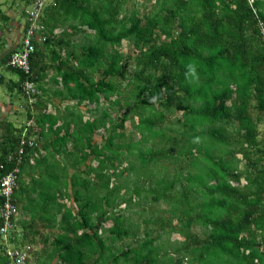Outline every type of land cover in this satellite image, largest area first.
<instances>
[{"label":"trees","instance_id":"trees-1","mask_svg":"<svg viewBox=\"0 0 264 264\" xmlns=\"http://www.w3.org/2000/svg\"><path fill=\"white\" fill-rule=\"evenodd\" d=\"M127 2L52 0L30 73L7 64L12 50L3 57L17 79L0 74V85L25 120L1 121L0 177L22 136L35 143L12 194L17 215L35 209L14 245L41 242L37 264H264V0H154L147 12ZM50 69L66 100L53 112L40 83ZM24 79L40 90L35 102ZM113 107L127 110L115 120ZM129 117L136 141L125 138ZM123 148L137 164L116 163ZM139 202L142 235L125 215ZM32 224L39 240L27 238Z\"/></svg>","mask_w":264,"mask_h":264},{"label":"built area","instance_id":"built-area-1","mask_svg":"<svg viewBox=\"0 0 264 264\" xmlns=\"http://www.w3.org/2000/svg\"><path fill=\"white\" fill-rule=\"evenodd\" d=\"M52 0H34L31 5L26 8V22H28L26 28L23 27L21 40L19 46L12 50L7 64L13 68L23 71L25 74L30 73V56L34 50L35 40H44L45 35L41 34L43 25L40 23V16L43 9ZM261 33L264 35V28L261 29ZM22 91L29 97V102H35L37 95L40 93L35 82L30 79H24L21 83ZM33 123L32 120L27 122L28 125ZM35 145L34 141L30 138L22 136L16 152L13 155V160L16 164L8 173L0 177V197L2 199L0 203V239L4 244V255L8 258V264H29L31 246L25 245L22 247H16L12 245L10 241V234L16 230V215L18 208L13 200L12 194L17 186L20 167L23 160L26 147Z\"/></svg>","mask_w":264,"mask_h":264},{"label":"rangeland","instance_id":"rangeland-1","mask_svg":"<svg viewBox=\"0 0 264 264\" xmlns=\"http://www.w3.org/2000/svg\"><path fill=\"white\" fill-rule=\"evenodd\" d=\"M30 4V3H29ZM28 5H25V3L23 1L20 0H0V10H1V15H0V36L2 35L3 37H11V38H15L16 34L21 31V29L23 30V27H25V22L26 20V11L25 9L28 8ZM154 5V0H128L127 2V10L129 11V9L132 8H136L140 11L143 12H147L150 10V7ZM120 50L123 52H132V46L130 44L127 43V41L123 40L122 44L120 46ZM0 74L4 75L6 79H17V73L4 67V68H0ZM6 96H11L9 94V90L7 89V87H5L4 85L0 86V102H8V99L6 98ZM12 97H14V95H12ZM11 101V100H10ZM15 101V100H14ZM104 106H107L106 103H104ZM90 108H92V106H89ZM14 109H18V111L20 113H23L22 108L20 109V107L18 105H15L13 107ZM101 109H98L95 111L94 114H91L92 116L97 115L100 112ZM111 112V116L115 119L118 120V117L123 113V111L127 110V107H121V108H117V107H113L111 109H109ZM1 111V109H0ZM19 114H17L18 116ZM20 119H24V114H20L19 115ZM17 118L18 123L16 122V119L14 120V122L16 123V125L21 124L22 121H20ZM137 122V118H128L125 121V128H124V132H125V138H128L132 141H136L139 136H140V131L137 127L134 126V124ZM100 135L101 132L98 133V135L95 136L96 140H100ZM121 164V166H123L124 168H127L128 166H130L131 164L135 163L137 164L136 161V155L132 152L130 154L127 153V150L125 148H123V154H122V159L121 160H117L116 163L117 164ZM171 169V166H170ZM126 174L129 173V171H125ZM132 174V173H130ZM161 174V172L159 173ZM130 177H132V175H130ZM123 178H121L120 181H122ZM128 195V194H126ZM147 204L146 207L149 206V202H146ZM141 202H139L138 204L134 203L132 205H130L128 207V209L124 208L123 204L118 205V208L120 210L125 209V215L128 217V219L134 224V226L137 225V223L139 224V228H140V234L142 235V231L144 228L143 225V218L147 217L149 214L148 212H142L143 210H141L142 207ZM160 207V209H163L166 207V205H164L162 202H160L158 205H156V208ZM155 234V233H154ZM167 238V236L165 234H163L161 236V239L165 240ZM181 238L177 233H172L169 235L168 239L169 240H174V239H179ZM130 242V238H124L121 241H116L115 242V246H119V245H125L126 243ZM41 243V242H40ZM132 242H130L131 244ZM36 247V248H35ZM42 247V243L41 246L40 244H38L37 246H34V251H33V255L30 256V260H29V264H37V261L35 259V252L37 253ZM33 250V248L31 249ZM38 254V253H37ZM41 259H43V257H41Z\"/></svg>","mask_w":264,"mask_h":264},{"label":"crops","instance_id":"crops-1","mask_svg":"<svg viewBox=\"0 0 264 264\" xmlns=\"http://www.w3.org/2000/svg\"><path fill=\"white\" fill-rule=\"evenodd\" d=\"M58 32V29L56 30ZM21 35H22V29L21 31H19L15 38H11V37H3L2 35L0 36V68H4L5 67V64L6 63L5 61L3 62V57L7 55V53L15 48H17L19 46V43H20V40H21ZM52 74H53V71L50 69L48 70V73H46L44 79L40 82L41 85H43L44 87H49L50 90L49 92L51 93V104H48V109L47 111H52L53 109V106L52 105H55V106H58V107H62L63 106V102H65L66 100H62V98H60L59 96L55 95L53 93V90L54 88L57 86L55 84H53V80H52ZM1 86V85H0ZM6 98L8 99V102H0V140H1V134L3 133L4 131V127H3V124L1 121L4 119H8L9 121H11L14 125H16V123L14 122V120L16 119V122L18 123L17 121V118L20 120V121H24V119H20L19 115L20 114H24L23 113H20L18 111V109H14L13 107L15 105H18L20 107V109L22 108L21 105H20V102L19 100H15V98H13L12 96H6ZM11 100V101H10ZM15 100V101H13ZM61 102V103H60ZM80 108H83V106H80ZM23 110V109H22ZM17 114H19L17 116ZM19 125V124H18ZM29 177H31V174H29ZM30 205H27L26 207V204H25V207L22 208V206H19V213L18 215L16 216V219H15V222H16V230H14L13 232V237L11 239L10 237V241H12V245H14L13 243V240L14 239H19L23 236V226L22 224L23 223H30L31 222V210H34L35 209V204L32 203H29ZM37 223H40V222H37ZM33 227L31 228L30 227V231L31 233H29L28 229H27V238H35V240H39L40 239V234L39 233H34L33 231L35 230V228L37 227L36 224H32ZM50 226L48 225L45 229H43V231L45 232H49ZM40 230V229H39ZM55 231V230H54ZM53 231V232H54ZM0 243H2L1 239H0ZM38 244H40L41 246V243L40 242H36L34 244H25V245H30L31 248H33V250L30 251V256L33 255V251L34 249V246H37ZM24 245V246H25ZM17 247V246H16ZM22 247V246H21ZM4 254V252H3ZM36 254V252H35ZM56 261V258L53 259L52 261V264H54Z\"/></svg>","mask_w":264,"mask_h":264}]
</instances>
